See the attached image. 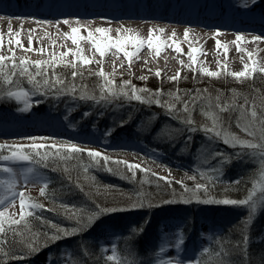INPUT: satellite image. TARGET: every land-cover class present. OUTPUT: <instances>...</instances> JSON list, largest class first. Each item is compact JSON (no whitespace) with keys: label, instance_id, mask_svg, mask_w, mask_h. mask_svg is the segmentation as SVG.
I'll list each match as a JSON object with an SVG mask.
<instances>
[{"label":"rangeland","instance_id":"374dc122","mask_svg":"<svg viewBox=\"0 0 264 264\" xmlns=\"http://www.w3.org/2000/svg\"><path fill=\"white\" fill-rule=\"evenodd\" d=\"M12 57L13 56H8V64H4L2 72H0V75H3L5 77L9 76L7 78L1 79V82L5 85H9L8 81L11 80L15 75H18L20 78L28 77V82L31 83L30 85L33 86L35 91H38L39 89L46 92L49 88L51 89V91L67 90L71 93L80 91L78 92L80 96L88 98H90V96L97 95L100 96V101H97L96 104L102 106V108L104 109H108V113L112 114H119L127 111L128 105L131 102L138 103L142 107L150 105H154L155 107H168V105H171L173 107L175 105H178L182 106L184 109L185 104H187L188 109H191L195 107L201 108L205 106L213 111V113L223 112L224 114L230 112L232 113V110L234 109L237 110V125L239 124L241 128L247 129V131L250 132L253 136L256 135V132H258L259 134L263 132L262 126L264 123V94L260 99L255 97L252 91L256 87L252 85L253 82L251 84L249 83V81L251 80L257 81L256 86L260 85V88L264 89L263 87H261V84L263 83L262 80L264 81V74H261L259 72L256 74H248V78H235L230 74L233 73L231 72L232 70L216 72L218 73V75L215 77L208 76L204 74L203 71L197 73L196 70H190L188 72L184 71L183 73H181L182 75L177 79H173V77H165L162 75H153L158 79V82L153 84L149 83L152 75L146 74V76L144 75L142 77L128 76L125 78H113L111 80L113 83L109 85L104 78L105 76L102 77L98 74H93V77L91 78L93 80V83L87 84L86 82L82 81L83 79H79L80 74L75 70L70 71L72 73H77V75L75 76L76 79H73L72 74L70 76L61 74L63 72L66 73L65 71L61 70L64 69V67L62 66L60 70H50L49 67L43 66L40 68H36L32 67V65L30 64L21 65L20 63H17L15 61V57L14 60L12 59ZM13 63L17 65L16 68L12 67ZM7 67L10 69H8ZM23 67L29 68V72L32 76L31 80L28 74L21 75ZM7 73H10L12 76L8 75ZM63 76L66 78L64 79ZM257 76L259 77V79L256 78ZM61 78L63 79L61 80ZM45 81H47V83ZM125 82L128 83L125 84ZM61 87H63V89ZM154 87L158 88L154 89ZM133 88L137 90L135 94H133ZM11 89H15L13 92H26L27 95L21 96L19 99L14 96H10L17 102L23 103L22 107L16 109L17 111L13 109L10 110L0 108V128H15V125L17 123L21 125V130H23L19 131L18 134L20 135L17 136L6 137L5 139L2 136L0 137V145L5 146L0 148V200L4 201L3 204H0V211H5L6 216H11L12 219L21 221L20 199L18 196V193L20 192H23L25 194V197H31L32 202L39 203L42 205V207H47L48 205L46 203L47 197H45V183L47 180L46 177H48V173L43 171H49L52 168H60L61 170H63L68 166L70 170L71 164H75L78 159H81L79 156H82L85 159V163L88 162L94 167L101 165L102 167H100L99 170H106L108 172L115 173L116 171L119 172L120 169H128V171H132L138 174L140 172L141 175L152 174L154 177L158 178V181L162 180L163 182H167L170 184L176 183L178 186L176 187H182V189L185 188L183 189L184 191H187L186 188L192 185V191L186 196L189 198L184 199L185 201H187L185 202L187 204L183 206V210L185 212L187 210L190 211L193 208L196 210L200 208L201 210L209 211V209L214 206L213 204H211L210 199H204V201H202L203 199L199 198V195L201 194V191L199 189H204L205 187V182L201 179H207V177H209L207 170L212 167L217 159L221 160L223 157V155H221L217 151V146H215L217 143L216 136L212 135L209 137L208 135H205V137H203L202 141L200 142L201 144H199V146H197V148L195 149L179 145V147L177 146L178 148L174 151L175 154L173 157L176 158L170 159L169 157L165 156V153L162 150L151 149V147H149L143 140H141V135L147 133L148 128L151 129L152 127H155L154 125H158L159 128H163V130L157 131V134L155 133V136L158 135L160 139L170 136L169 132H174L170 127L171 121H169V123L166 122L167 118L157 117V110L152 109L148 110L147 112L155 113L149 115L148 119L145 118L141 122H139L138 129H140L141 132H137L135 139L130 138L129 136L127 137L125 135H122V139H124L125 143L130 145V151L128 152L119 151L123 150L120 149V140H117V135L112 136L111 131L104 133L100 130L102 135L101 140H96L98 141V143L78 141L72 142L69 139H66L67 135H64L65 133H68V135L79 136L80 134H78V132L81 134L83 133L84 135H88V132L86 131L87 129H83V127L85 126L82 124V129H78L79 127L75 128L74 123L72 122L68 114V109L71 108V102L69 100H66L68 109L67 113L65 114L52 112L47 108H44L45 110L39 112L32 111L30 109L32 107V103H30L31 94L28 93L24 88H20L19 86H14V88ZM140 89H147L148 91L141 92L139 91ZM262 92L264 91L262 90ZM231 93H235L236 96L232 98L230 96ZM135 95H140L142 97V101L135 99ZM108 98H111V101H109ZM157 101H159V103H157ZM102 102H104L106 105H101ZM222 108L227 110L221 111ZM128 110L130 109L128 108ZM253 111L256 112L255 117L251 115ZM139 117H142V115ZM38 119L42 123H46L47 125H49L50 128H65L68 130V132L61 133L54 131L55 133H53V131H50L48 133H35L33 128L31 129L28 125L34 123L33 120ZM38 123L40 122L38 121ZM159 128H157V130H159ZM47 135H52V138H49L47 140L36 139L35 141L30 139L32 137H46ZM94 136L98 138L99 134H94ZM83 138L85 137L83 136ZM239 141H248L254 144V141L251 138H243ZM33 143L43 144L45 145V147H42L40 149H33L31 147ZM229 144L233 143L229 141ZM53 145L55 147H53ZM73 145L80 148L82 151L77 153L66 151ZM29 147L31 149H29ZM89 151L100 152L101 157H90L88 155ZM16 152H19L20 155L29 156V159H19L18 156L13 155V153ZM261 152L262 151L254 152V150H250L249 153L246 154V156L244 155L253 163H258L260 168L259 174L256 175V179L251 182V186H249V193L253 190L254 186L256 187V192L253 196V201L256 202L255 211L264 210V203H262V198H264V191L260 190L261 187H264V180H262L261 177V171L264 170V156L261 155ZM124 155H129L134 158L135 161L139 163L138 165L140 166V168L129 169L124 163H115L117 170L114 171L111 168V166L114 164V161L118 160L127 162L123 159ZM104 156H107L109 158L107 162L102 158ZM3 157L9 158L3 159ZM53 157H57V159L53 160ZM47 162H53V167H43V164H46ZM214 167L218 169L219 174L224 171L223 163H217ZM4 169H10V171H5ZM49 173V175H52L54 174V171H50ZM73 176L75 177V175ZM83 181L84 180L79 177L76 183L83 185ZM42 188H44V195H41ZM90 189L96 190L97 188L92 187ZM249 193L243 200L248 198ZM62 195L59 197V199L61 200L57 202L60 204L64 203V207L69 209L72 206L68 207V204L71 203H67ZM126 201V199L123 200V202ZM238 201H242V199ZM221 205L222 206H220L219 209L221 208L225 212L233 211L234 213H236V215L238 213H242L244 215L250 216V207L248 204L222 203ZM108 206L114 208L117 205L113 202ZM42 207L26 209V211L38 213V211L41 210ZM84 208H86V205L82 207L76 206L72 209L79 212ZM62 209L66 210L63 207ZM117 212L112 214L114 216L110 215V221L111 219L114 221L115 219H118V216L116 215ZM72 221L76 223L75 220ZM60 222L58 221V223H54L52 225L49 224L48 226L38 228L40 231L42 230V232H38L34 235V242H37V244L34 245H36L35 247L44 245V248H40L35 252H32L29 248L28 252H26L24 255H19L20 257H23V259L13 258L10 262H12L13 264H77L78 256L82 255V243H85V241L82 239V237H79V235L77 236V234L75 233V229L66 235H60L61 232L66 230L65 228H68L66 227L65 222ZM6 226L11 227L15 225L10 224L6 221L4 227L6 228ZM221 229L222 227L216 224L214 220L207 219V221H205L204 225L202 226V229L200 230L199 237L196 240L189 239L188 241L185 239L184 234L180 232V227L176 223L163 222L159 229L162 231L161 242L157 247V250L154 252V254H157L156 261H150L147 263L162 264V262H165L166 264V262L170 261L171 264H198V257L210 251L212 242L211 240L213 237L212 235L215 233L216 235H218ZM2 235L3 234H0V237ZM53 235H58L61 239L59 238L56 241H51L49 238ZM63 236L67 237L64 238ZM119 237V230H117L110 223H106L105 225L100 226L95 231V233L87 239L86 242L88 244V247L90 248L89 252H94L93 249H96L97 247L98 251L96 252V254L100 257V259L109 261L108 257L113 255L117 259L118 248L116 245H118L120 239ZM262 238H264V229L259 235L258 240H261ZM250 239H252V237ZM161 249H163V251H161ZM216 254L217 253H212L208 257H205L204 260H207L208 263L213 264L214 261H217L216 258L218 255L213 257ZM81 258H83V255ZM149 258L151 259L152 257H146L147 260ZM83 260L85 262H88L90 258L85 257L83 258Z\"/></svg>","mask_w":264,"mask_h":264},{"label":"trees","instance_id":"16d2710c","mask_svg":"<svg viewBox=\"0 0 264 264\" xmlns=\"http://www.w3.org/2000/svg\"><path fill=\"white\" fill-rule=\"evenodd\" d=\"M49 68L50 70H60L62 67ZM61 70L66 72L61 73L62 75L70 76L72 74L65 68ZM7 74L11 75L10 73ZM7 77L0 75V82L2 78ZM92 77L89 74H80L79 79H83L82 81L87 84H92ZM63 78L65 79L66 77L63 76ZM256 78L259 79L258 76ZM73 79H76V77H73ZM11 81L9 85L0 83V108L16 110L23 106V103H19L9 96V92L15 90L11 88L19 86L31 94L30 103H32V109L43 111L45 110L44 108H47L52 112L65 114L68 109L66 100H69L71 108L68 109V114L74 122L96 123L105 133L111 131L112 135L126 132L131 136H136L137 132L140 131L138 129L139 122L145 118L148 119L149 115L155 113H148L147 111L156 109L157 117L167 118L166 122L171 121L170 127L174 132H169L170 136L160 139L158 135L155 136V133L163 130V128L154 125L155 127L148 128L147 133L141 136L146 144L162 150L170 158H173L174 151L179 145L195 149L201 144L200 142L205 135L209 137L212 135L216 136L217 143L215 142V146H217V151L223 157L221 160L217 159L212 167L207 170L209 177L201 179L204 180L205 187L204 189H199L201 191L199 198L203 199L202 201L210 199L211 204L214 205L210 209L212 212L210 216L218 223L224 224L225 229L211 240L210 251L199 256L197 263L211 264L204 258L212 253H217L213 256L218 255L217 261H214L213 264H264V239H256L259 238L264 226V210L255 211L252 217L242 213L236 215L233 211L225 212L221 208L218 209L222 206V203L216 202L223 200L238 201L246 198L250 190L249 186L256 179L260 168L258 163H253L245 156L250 150L255 152L264 151V149L242 147L238 143L234 146L233 137L236 140L251 138L254 144H264V140L261 139L262 134H264V123L262 126L263 132L261 134L256 132V135L253 136L249 134L250 132L241 128L239 124H236L237 110L234 109L232 113H213L208 107L204 106L191 108L188 109V112H185L182 106L175 105L172 107L171 114H169L168 107H155L150 104V106L142 107L138 103L131 102L128 105L130 110L127 108V111L123 113L112 114L108 113V109L96 104L97 101H100V96L97 95L90 96V98H82L78 94L80 91L71 93L67 90L51 91L49 88L46 91L47 93L39 89L35 91L33 86L30 85L31 83L28 82V77L20 78L18 75L12 77ZM149 81L150 84H153L157 83L158 79L152 75ZM252 82V85L256 87L252 92L255 97L260 99L264 94L262 92L264 89L260 88V85L256 86L257 81H249L250 84ZM262 82L261 87L264 88V81L262 80ZM61 88L63 89V87ZM157 88L154 87V89ZM230 96L233 98L236 95L231 93ZM108 99L111 101V98ZM101 105L106 104L102 102ZM141 115L142 117H139ZM189 117L193 121L191 124L185 123V118ZM213 117H218L215 126H213ZM213 128L214 130L212 131L206 130ZM217 132L220 134L215 135ZM225 139H228L233 144L225 143ZM79 157L81 159H78L75 164H71L70 170L68 166L63 170L52 168L49 171H43L48 173L45 183V197H47L46 203L48 206L42 207L38 211L39 214L31 211L32 215L26 216L20 223L14 224L15 226H6L5 232L0 237V264H7L14 257L24 255L28 252L30 245L35 247L36 245L34 244H37V242H34V235L42 232L38 228L58 223V221L66 223V227H68L65 228L67 233L75 229L77 236L79 235L85 241L82 245L81 254L83 258L87 257L90 260L85 262L81 255L78 256L77 264H116V261L113 260L100 259L96 254L98 251L97 247L93 249L94 252L92 248V253L89 252L90 248L86 242L88 236L94 233L100 224L106 222L110 213L103 210L112 209L108 205L113 202L117 205L114 208L118 209V213L128 216L133 226L132 229L122 234V239L117 245L118 257L116 260L119 261V264H129V262H132V264H148L147 262L156 261L157 254L153 252L157 249V243L160 241L161 234L159 229L163 222H177L188 241L199 236L200 226L203 219L207 218L208 215L196 213L194 209L186 212L183 210V206L187 204L184 199L189 198L186 196L192 191V185L186 188L187 191H184L183 189L185 188H177L176 183L170 184L162 180L158 181V178L152 174L141 175L140 172L138 174L128 171V169H120L118 172L116 171L115 163L111 168L116 172L111 173L106 170H99L102 167L101 165L94 167L88 162L85 163V159L82 156ZM53 158V160L57 159V157ZM217 163H223L224 165V171L220 174L218 169L214 167ZM53 164V162H47L43 164V167H53ZM50 171H54V174L49 175ZM79 177L84 180L83 185L76 183ZM92 187L97 189L91 190L90 188ZM61 195L67 203H71L68 204V207H72L68 209L64 207V203L60 204L57 202L61 200L59 199ZM124 199L127 201L123 202ZM74 205L79 207L86 205V208L78 212L72 209L76 207ZM62 207L67 211L63 210ZM97 214H99V218H96ZM123 216L121 217L124 218ZM90 218L93 221L91 223L89 222ZM72 220H75L77 224ZM63 234H65V230L60 235ZM251 237L252 239H250ZM245 239L247 240L246 243ZM44 247V245H41L36 248ZM245 248L247 249L246 254ZM152 253L153 255H151ZM146 257L152 258L147 260Z\"/></svg>","mask_w":264,"mask_h":264},{"label":"bare ground","instance_id":"6f19581e","mask_svg":"<svg viewBox=\"0 0 264 264\" xmlns=\"http://www.w3.org/2000/svg\"><path fill=\"white\" fill-rule=\"evenodd\" d=\"M21 1L0 0V55L14 56L17 63L21 60L47 61L43 67L62 66L67 71L75 70L79 74L89 75L103 70L106 81L128 76L156 75L157 72L165 77H176L177 73L181 76L184 71L196 70L199 73L202 69L215 73L232 70L233 73L246 71L248 74H264L259 71L264 68V32L256 29L260 24V18L255 16L257 12L250 13L258 6H264V0H34L37 9L19 12L11 8ZM104 2L121 9V15L101 12L96 4ZM220 4L224 7L225 16L219 24L202 23L183 16L191 10L220 7ZM48 6L53 8L52 13L47 12ZM73 28H79L78 35L84 37L77 44L67 38ZM97 28L110 29L108 35L113 40L139 36L145 43L138 51L132 42L124 46L125 51L134 53L130 60L115 48L108 49L101 56L87 40L90 31L96 39H101L100 33L95 31ZM150 30H153L154 41L158 37L165 42L159 54L147 46ZM186 30L187 39L184 35ZM237 36L242 39L238 41ZM255 37L260 39L256 40ZM217 41L222 45L219 49ZM175 45H179V53ZM238 47L243 51H239ZM192 48L199 50L192 53L195 62L189 56ZM77 52L94 62L79 63L74 55ZM8 61L5 60L4 64H8ZM245 65L248 67L245 68ZM253 67L257 70L253 71ZM33 121L28 126L35 133L50 132L47 129L49 125L43 128L38 125L39 119ZM15 126L1 127L0 137L5 139L20 135L21 125L16 123ZM55 131L59 132V129ZM64 135L72 142L98 143L93 136L85 139L68 133ZM129 147V144L121 141L120 149L123 150L119 151L128 152ZM123 159L129 164H139L129 155H124Z\"/></svg>","mask_w":264,"mask_h":264},{"label":"snow or ice","instance_id":"6c2138e0","mask_svg":"<svg viewBox=\"0 0 264 264\" xmlns=\"http://www.w3.org/2000/svg\"><path fill=\"white\" fill-rule=\"evenodd\" d=\"M64 23H68V21H64ZM11 31V30H9ZM97 33H100L101 35V39H96L94 36H93V33L90 31L88 33V36H87V40L92 44L93 48L101 55V56H104L106 51L108 49H111V48H115L118 52H123L124 56L129 58H131L132 55H134V53H130V52H127L124 50V46L128 43V42H132L133 46L136 47L137 51L139 50V48L141 46L144 45L145 41L142 40L139 36H128V37H123V38H120V39H116V40H113L111 36L108 35V33L110 32V29H105V28H97L95 30ZM152 31L153 30H150L149 31V39L147 41V46L150 48V49H155L156 53L159 54L160 50H161V46L165 44L164 41H160L159 38L157 37L156 40L154 41L152 39ZM160 31H163V30H160ZM80 32V29L79 28H73L72 29V34L70 36H67L68 39H71L72 42L74 44H77L79 42L80 39H84V37H81L79 36ZM18 35V34H17ZM67 35V34H66ZM174 35V34H173ZM185 39L188 38V31L186 30L185 31ZM242 37L240 36H237V40H241ZM254 39L256 40H259L260 37H255ZM16 43L17 45L20 44V41L17 39L16 40ZM30 43H31V38H30ZM220 47H222V45L220 44L219 41H217V49H219ZM175 50L179 53L181 51L179 45H175ZM225 50V54L227 53V48L225 47L224 48ZM238 50L239 51H243V49H240L238 47ZM199 50L198 49H195V48H192L190 49V52H189V56L191 59H193V62H195V57L192 55V53H196L198 52ZM69 53H63L62 55H68ZM77 58V61L79 63H82V64H90V63H93L94 61L84 57L80 52H77L74 54ZM251 55V54H249ZM8 57H5L3 55H0V72H2V69H3V66H4V62L5 60H7ZM12 59L14 60V56L12 57ZM48 62L47 61H35V62H30L28 60H21L20 61V64L21 65H29V64H33L35 67L37 68H40L42 67L43 65L47 64ZM13 68H16L17 65L15 63H13L12 65ZM73 67H75V65H73ZM248 65H245V68H247ZM253 71H256L257 69L255 67H253L252 69ZM202 71L204 72V74L208 75V76H217L218 73H215V72H210L209 70L207 69H202ZM259 71L261 72H264V68H261L259 69ZM24 74H28L29 75V78L30 80L32 79V76H31V73L29 72V68L28 67H23L22 68V71H21V75H24ZM39 74V73H37ZM233 77H236V78H241V77H247L248 73L246 71H242V72H235V73H230ZM73 77H75L77 75L76 72H73L72 73ZM99 76H102L104 77L105 76V73L103 72V70H101L99 73H98ZM157 76L160 75L159 72L156 73ZM179 73L176 74V77H173V79H177L179 78ZM9 83H11L12 81L9 80L8 81ZM47 83V81H45ZM107 83L111 84L113 83L112 81H107ZM128 82H125V84H127ZM133 91V94H135V92L137 91L135 88L132 89ZM139 91L141 92H144V91H148L147 89H140ZM27 93L26 92H23V91H18V92H9V96H14L16 97L17 99H19L21 96H26ZM83 98V97H82ZM135 99L137 100H141L142 101V97L140 95H135L134 96ZM157 103H159V101H157ZM168 108H169V114H171V111H172V106L171 105H168ZM227 109H221V111H225ZM184 111L185 112H188V106L187 104H185L184 106ZM251 115L253 117L256 116V112L253 111L251 113ZM213 120V126L216 125L217 121H218V117H213L212 118ZM185 123H188V124H191L193 123L192 119L189 117V118H185ZM208 131H212L214 130L213 129H206ZM245 131H247V129H245ZM220 133L217 132L216 135H219ZM251 135V133H249ZM32 139L33 141H35L36 139H41V140H47L49 139L48 137H41V138H36V137H32L30 138ZM261 139L264 140V134H262L261 136ZM233 140H234V146L236 143L240 144V146L242 147H248V148H261V149H264V144H253L251 142H248V141H239V140H236L235 137H233ZM225 143H229V140L228 139H225ZM2 147H5L3 145H0V148ZM31 147L33 149H40L42 147H45V145L43 144H36V143H33L31 145ZM53 147H55L53 145ZM66 151H69V152H72V153H77V152H81L82 150L76 146H71L70 148H68ZM14 156H18L19 159H22V160H28L29 159V156L27 155H20L19 152H16V153H13ZM88 155L90 157H93V158H100L101 157V153L100 152H96V151H89L88 152ZM261 155L264 156V151L261 152ZM9 157H3V159H8ZM106 162L109 160V158L107 156H104L102 157ZM114 163L116 164H120V163H124L126 165L127 168L129 169H139L140 166L139 165H134V164H129L127 162H124V161H114ZM5 171H10V169H4ZM111 170V169H109ZM147 171V170H145ZM261 177H262V180H264V170L261 171ZM162 179H166V178H162ZM170 182V181H169ZM46 187V185H45ZM199 187V186H198ZM261 191H264V187H261L260 189ZM255 192H256V187L254 186L253 190L250 191L249 193V196L247 199L245 200H242V201H234V200H223V201H216L217 203H224V204H237V203H240V204H248L249 207H250V217L254 214L255 212V206H256V202L253 201V196L255 195ZM41 195H44V188L41 189ZM18 196H19V199H20V208H21V212H20V220H23L24 217L27 215V216H30L32 215L31 211H26V209H31V208H41L42 205L39 204V203H35V202H32V198L31 197H25V194L23 192H20L18 193ZM187 202V201H185ZM205 202H209V201H205ZM4 201L0 200V204H3ZM262 203H264V198H262ZM143 206V205H141ZM104 212H116L118 211V209H115V208H112V209H105L103 210ZM96 218H99V214H97V217ZM9 222L10 224H18L20 221L18 220H15V219H12L11 216H6V213L5 211H0V234H3L5 232V222ZM90 223L93 222L92 221V218H90ZM65 234H68L65 230ZM60 237L58 235H53L51 236L49 239L51 241H56L58 240ZM247 242V240L245 239V243ZM30 250L35 252L37 251L38 249L36 247H33L30 245ZM161 251H163V249H161ZM245 251V254L247 253V249L245 248L244 249ZM6 254V253H5ZM16 259H23V257H14ZM109 260H113V261H116V264H119V261L116 260V257L113 255V256H109L108 257ZM129 264H132V262H129ZM162 264H165V262H162ZM166 264H171V262H166Z\"/></svg>","mask_w":264,"mask_h":264}]
</instances>
